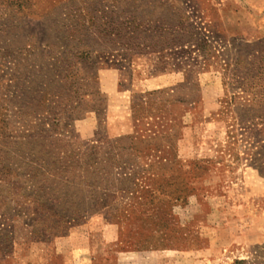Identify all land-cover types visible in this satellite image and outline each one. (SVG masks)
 Returning <instances> with one entry per match:
<instances>
[{
    "label": "rangeland",
    "instance_id": "374dc122",
    "mask_svg": "<svg viewBox=\"0 0 264 264\" xmlns=\"http://www.w3.org/2000/svg\"><path fill=\"white\" fill-rule=\"evenodd\" d=\"M0 230V264H264V0H0Z\"/></svg>",
    "mask_w": 264,
    "mask_h": 264
},
{
    "label": "crops",
    "instance_id": "0c3cea01",
    "mask_svg": "<svg viewBox=\"0 0 264 264\" xmlns=\"http://www.w3.org/2000/svg\"><path fill=\"white\" fill-rule=\"evenodd\" d=\"M209 243H210V240H209ZM128 248H129V252L128 253H124L123 255L126 256V255H132L131 257H127V258H130V259H127L125 258L124 260H131L132 258H136L138 260L140 259H143V258H146L148 259V261H150V264H152L151 262H154V258H159V259H162V258H167L168 256H174L175 254H179V258L182 259V261H184L186 263H188L189 261V255H192L193 254V251H189L188 249L187 250H178V248H168V249H153V248H147V247H142V246H136V245H132V244H128L127 245ZM209 250L212 249V246L209 245ZM207 249V250H208ZM196 252V251H195ZM196 253H199V251H197ZM202 257H200L198 260H196L195 262L192 261L193 259H191V262H193V264H205L206 262H210L211 260L208 259V253H201L200 254ZM189 258V259H188ZM91 260V257L90 259ZM167 259L164 260V264L167 263ZM190 262V261H189ZM147 264V263H146Z\"/></svg>",
    "mask_w": 264,
    "mask_h": 264
},
{
    "label": "trees",
    "instance_id": "16d2710c",
    "mask_svg": "<svg viewBox=\"0 0 264 264\" xmlns=\"http://www.w3.org/2000/svg\"><path fill=\"white\" fill-rule=\"evenodd\" d=\"M40 203L42 204V202H40ZM119 235L120 236L122 235L121 231H119ZM128 238H131V237L126 236L125 240H128ZM10 240H11V237H10L9 233H4L3 231L0 232V255H3L5 250H8ZM132 244L136 245V246H142V247L148 246L147 243L143 242L142 239H140V237L138 239H136V242H134Z\"/></svg>",
    "mask_w": 264,
    "mask_h": 264
}]
</instances>
